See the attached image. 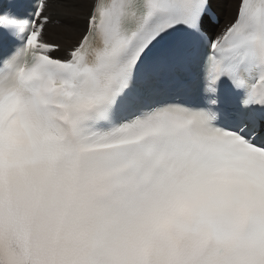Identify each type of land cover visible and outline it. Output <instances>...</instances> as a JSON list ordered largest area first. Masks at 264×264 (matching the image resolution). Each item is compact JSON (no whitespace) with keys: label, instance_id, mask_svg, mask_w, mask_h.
<instances>
[{"label":"snow or ice","instance_id":"obj_1","mask_svg":"<svg viewBox=\"0 0 264 264\" xmlns=\"http://www.w3.org/2000/svg\"><path fill=\"white\" fill-rule=\"evenodd\" d=\"M0 264H264V0H10Z\"/></svg>","mask_w":264,"mask_h":264},{"label":"bare ground","instance_id":"obj_2","mask_svg":"<svg viewBox=\"0 0 264 264\" xmlns=\"http://www.w3.org/2000/svg\"><path fill=\"white\" fill-rule=\"evenodd\" d=\"M225 12H229L228 15H227V19H228V22L231 20L232 16L234 15V12L232 11V13L229 11H227V6L225 7L224 9V12L223 14L226 15ZM51 29H54V34H53V37H51L52 39L56 40L58 38V36L63 32V29L59 28V27H56V26H53Z\"/></svg>","mask_w":264,"mask_h":264},{"label":"rangeland","instance_id":"obj_3","mask_svg":"<svg viewBox=\"0 0 264 264\" xmlns=\"http://www.w3.org/2000/svg\"><path fill=\"white\" fill-rule=\"evenodd\" d=\"M228 9H229V11L232 13V11L234 12V8L231 6V5H228L227 6V11H228ZM226 13V15H222V18H223V20H222V23L225 25V24H227L228 23V19H227V15H228V13L229 12H225ZM55 32H54V29H50V35H51V37H53V34H54Z\"/></svg>","mask_w":264,"mask_h":264}]
</instances>
